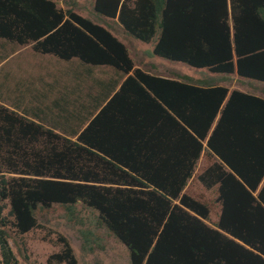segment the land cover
I'll return each mask as SVG.
<instances>
[{
  "label": "trees",
  "instance_id": "1",
  "mask_svg": "<svg viewBox=\"0 0 264 264\" xmlns=\"http://www.w3.org/2000/svg\"><path fill=\"white\" fill-rule=\"evenodd\" d=\"M95 10L155 42L154 55L264 81V0H96ZM0 38L129 74L76 139L0 103L1 264H20L5 199L21 232L53 204L79 223L78 203L95 210L132 264H264V97L134 69L107 28L54 0H0ZM205 140L221 161L200 175L218 185L219 228L183 193ZM64 245L54 257L77 264Z\"/></svg>",
  "mask_w": 264,
  "mask_h": 264
},
{
  "label": "rangeland",
  "instance_id": "2",
  "mask_svg": "<svg viewBox=\"0 0 264 264\" xmlns=\"http://www.w3.org/2000/svg\"><path fill=\"white\" fill-rule=\"evenodd\" d=\"M54 1L65 11L73 9L80 16L107 28L127 47L134 69L195 84L225 86L230 94L238 90L264 97V81L242 77L237 71L214 73L207 68L192 67L152 54L155 42H143L127 34L117 16L96 12V0ZM32 45L0 38V103L76 139L75 134L84 129L129 74L105 65L83 63L77 58L64 60L53 54L40 53ZM219 162L205 140L193 176L183 191L207 206L209 217L206 222L216 228H219L222 213L218 185L207 187L200 175ZM3 206V216L10 222L7 226L9 240L20 264H69L54 257L65 250L64 239L73 248L77 264H132L127 246L98 225L97 212L81 203L77 204V211H80L82 223L70 220L63 205L53 204L37 210V224L26 232L19 231L11 223H15V217L8 199L3 201ZM84 229L95 234L91 238L97 239L99 247L92 250L86 247L81 233Z\"/></svg>",
  "mask_w": 264,
  "mask_h": 264
}]
</instances>
